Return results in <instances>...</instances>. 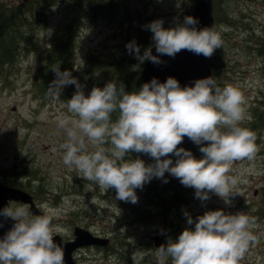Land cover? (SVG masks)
<instances>
[{"label":"rangeland","instance_id":"374dc122","mask_svg":"<svg viewBox=\"0 0 264 264\" xmlns=\"http://www.w3.org/2000/svg\"><path fill=\"white\" fill-rule=\"evenodd\" d=\"M33 1L35 8L27 14L26 24H19L0 46V57L3 48L15 52L12 62L4 63L9 60L5 57L0 63V184L20 186L34 195L37 205L46 204L53 226L60 228L59 234L66 239L74 238L76 226L111 239L108 246L80 248L75 253L78 264H134L132 254L137 251L139 264H156L151 235L165 227L168 240L178 241L185 228L195 227L187 224L185 212L196 220L207 211L221 209L226 214L243 212L255 218L250 231L258 242L250 245L238 264H264V0H221L217 8L215 29L223 48L215 50L211 65L220 87L231 85L243 94L246 111L240 126L255 134L258 148L253 160L232 164L228 174L246 183L237 184L230 204L213 193L202 201L192 187H185L180 196L183 200L178 202L174 198L175 177L169 173L136 189L135 204L117 200L115 189L101 191L63 163L65 150L60 145L67 136L58 127L57 117H72L66 104L71 92L64 88L60 99H54L41 86L42 70L48 63L52 66L64 51V26L74 15L81 18L74 28L73 77L88 96L94 87L108 83L105 65L121 60L128 40H135L143 55L154 45L153 33L144 26L162 19L165 28L175 27L191 16L196 0ZM21 3L23 0H0V7L14 8ZM37 6H44L43 15L38 16ZM142 28L149 40L146 46L139 32ZM94 54L99 59L91 61ZM103 146L112 147L110 143ZM200 147L195 148L197 159L204 155ZM93 150L89 144V151ZM136 158L146 165L155 162L142 153L125 157ZM170 158L175 163L177 158ZM22 204L12 202L13 208ZM167 264H171L170 258Z\"/></svg>","mask_w":264,"mask_h":264},{"label":"clouds","instance_id":"9594fccd","mask_svg":"<svg viewBox=\"0 0 264 264\" xmlns=\"http://www.w3.org/2000/svg\"><path fill=\"white\" fill-rule=\"evenodd\" d=\"M197 23L195 17L186 16L175 27L165 28L162 19L144 27L153 33L160 55L175 57L188 50L211 58L216 49L223 48L222 37L214 27H189ZM126 47L141 64L162 63L151 46L143 55L135 40ZM52 71L56 79L49 85L48 94L54 99H60L65 86H76L75 94L66 102L72 117H57L58 127L67 136L60 145L65 150L63 163L101 191L115 189L117 200L135 204L136 189L169 173L185 187L194 188L200 200H209L213 193L230 204L237 184L246 183L228 174L234 162L251 161L258 152L255 134L240 126L246 101L238 88L220 87L214 77L181 87L177 79L169 77L164 83L153 78L131 93L122 84L109 82L103 88L94 87L86 96L70 71H61L59 64L53 65ZM116 112L118 118L112 122ZM185 137L201 146L203 158L178 147ZM105 143L112 147L106 149ZM89 144L93 151H89ZM132 152L149 155L155 162L146 165L139 158L125 159ZM172 155L177 158L175 163ZM37 207L42 210L39 215H32L26 204L13 208L11 201L0 209V217L15 221L0 239V264H65L64 248L54 242L62 230L53 226L46 204ZM184 214L188 225L195 224L194 229L185 228L178 241L169 238L166 246L156 249V264H167L169 258L171 264H238L250 245L258 242L250 231L255 218L243 212L207 211L196 220L188 212ZM132 260L139 264L138 251Z\"/></svg>","mask_w":264,"mask_h":264},{"label":"water","instance_id":"95a60500","mask_svg":"<svg viewBox=\"0 0 264 264\" xmlns=\"http://www.w3.org/2000/svg\"><path fill=\"white\" fill-rule=\"evenodd\" d=\"M25 2L29 0H24ZM191 16L198 20V23L194 26L199 29L215 27V15H214V0H196L194 10ZM152 47L153 55L160 56L162 63L155 64L151 61H145L144 68L142 70L143 83L150 82L153 78H156L160 83L166 82L169 77L177 79L181 87L194 86L195 81L198 79H204L208 77H214L213 68L209 63L208 58L203 55H197L188 50H182L175 57L168 55H160L156 52L155 46ZM190 150L195 156L196 144L189 138L185 137L183 142L178 145ZM175 195H179L185 186L181 184L180 180L175 178ZM10 201L21 202L30 206L31 211L35 215L41 214V209L37 206L34 195L29 191L20 187L11 185L0 184V209L9 205ZM3 226L0 227V238L2 239L6 233L12 228L15 221L11 218H3ZM168 229L163 227L158 230L156 235H152L151 239L154 241L156 248L161 245H167ZM75 238L72 240H65L61 235L54 237V242L60 244L65 251V264H77L74 259L73 253L75 250L86 246H108L111 242L110 238L94 235L90 230L76 226L74 229Z\"/></svg>","mask_w":264,"mask_h":264},{"label":"trees","instance_id":"16d2710c","mask_svg":"<svg viewBox=\"0 0 264 264\" xmlns=\"http://www.w3.org/2000/svg\"><path fill=\"white\" fill-rule=\"evenodd\" d=\"M194 1V0H193ZM221 0H214V15H215V20L218 21V17L216 16L217 14V8L220 6ZM91 4V1H88V5ZM35 8L34 6V1H29L27 3H21L20 5L14 7V8H2L0 7V46L3 47L4 45L2 44V41L4 38L10 36L14 31L17 29L18 25H25L27 20V14L29 12H33V9ZM44 6L42 7H36V13L38 16H41L44 14L43 11ZM5 12V14H4ZM36 17V15L34 14ZM189 16V14H188ZM80 16L74 15L69 19V21L66 23L64 26L63 34L61 37V43H64L63 47L64 51L60 53L58 60L53 64V65H58L60 66L61 71H70L72 73V76L74 74V71L76 69V54H75V45H74V31H75V24L79 22ZM216 30V29H215ZM217 31V30H216ZM141 34V39L144 42L145 46L149 43V40L145 36L146 32L144 28L139 30ZM143 36L145 38L143 39ZM129 44V40L126 43V46ZM4 52V53H2ZM2 58L0 57V63H2L3 58H9L8 62H12L14 59L15 52L11 49H6L3 48L2 50ZM96 57H92L91 61L94 58L99 59V55L94 54ZM9 56V57H7ZM209 63L211 64V60L209 58ZM1 65V64H0ZM51 63L46 64L48 68L43 69V77L41 79V86H43L45 93H48V87L51 84V82L56 79L55 73L52 71V66H50ZM104 65V64H103ZM144 65V62L141 64L139 60L133 57L132 54H129V51L126 47L124 55L121 57L120 61H112L108 64L105 65V72L108 74L107 80L109 82H115L118 85L122 84L124 86V89L126 92L131 93V92H136L139 91L142 86L144 85L143 79H142V67ZM102 66V65H101ZM212 66V65H211ZM213 67V66H212ZM213 72L215 79H218L216 77V70L213 67ZM65 88V89H64ZM63 89L68 90L71 92L72 95L69 97H72L75 92H76V87L75 85H67ZM119 113H113L111 116V120L115 121L118 118ZM133 153V152H132ZM173 182V181H171ZM20 187V186H19ZM184 191H182L179 195L174 197L178 202H182V198L180 197L181 194ZM155 202V200L153 199ZM168 206H170L168 204ZM175 207H172L174 209ZM176 209V208H175Z\"/></svg>","mask_w":264,"mask_h":264},{"label":"flooded vegetation","instance_id":"af4514ba","mask_svg":"<svg viewBox=\"0 0 264 264\" xmlns=\"http://www.w3.org/2000/svg\"><path fill=\"white\" fill-rule=\"evenodd\" d=\"M152 236V235H151Z\"/></svg>","mask_w":264,"mask_h":264}]
</instances>
